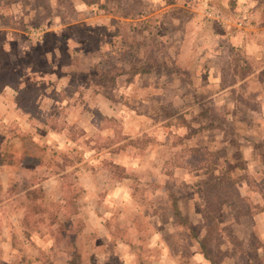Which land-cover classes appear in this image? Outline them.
Returning a JSON list of instances; mask_svg holds the SVG:
<instances>
[{"label": "rangeland", "instance_id": "rangeland-1", "mask_svg": "<svg viewBox=\"0 0 264 264\" xmlns=\"http://www.w3.org/2000/svg\"><path fill=\"white\" fill-rule=\"evenodd\" d=\"M262 25L264 0H101L90 6L80 0H0V68L15 71L21 88L0 90V154L18 156L26 147L36 159L0 165V237L16 229L25 212L24 227L31 230L13 239L17 257H40L35 264H200L195 249L206 256V244L216 247L223 237L236 251H208L214 264L248 259L242 244L247 226L239 221L238 236L230 233L235 205L217 207L220 198L210 196L204 222L182 213L186 205L192 210L196 194L206 197L203 185L219 181L221 171H237V149L244 143L238 138L249 127L264 133V124H248L249 112L257 115L261 108H237L238 123H229L231 109L218 107L204 88L212 79L209 54L220 46L229 57L225 84L264 66L246 44L255 35L264 50V27L251 29ZM231 40L236 44L228 46ZM151 63L149 72L110 79L120 68ZM257 86L264 90L261 82ZM249 87L247 95L238 90V99L248 98L255 82ZM126 111L159 122L158 141L153 132L122 136ZM202 125L215 130L203 145L233 160L222 158L221 170L185 180L177 166L189 143L181 137L196 132L191 142L201 143ZM259 139L249 141L262 145ZM257 148L260 163L264 149ZM46 180L37 197L20 190L24 184L38 190ZM193 181L201 184L197 193ZM185 198L191 201L185 204ZM93 217L106 223L108 236L101 238Z\"/></svg>", "mask_w": 264, "mask_h": 264}, {"label": "crops", "instance_id": "crops-1", "mask_svg": "<svg viewBox=\"0 0 264 264\" xmlns=\"http://www.w3.org/2000/svg\"><path fill=\"white\" fill-rule=\"evenodd\" d=\"M204 18H206V17H204ZM262 27H264V25L254 26L251 29L256 31ZM251 38L252 39H247L246 44L249 45V48H250L249 53H251L252 58L256 59L260 55L264 59V50L261 51L260 39L256 38L255 35H252ZM233 44H236V42L231 40L228 46H231ZM258 47H260V49ZM219 48H220V50L215 49L214 52L212 54H209V57H208V58H210L208 60L213 62V63L209 64V67H210L209 68V77L210 78L212 77V79H209V80H211V82H210L211 85H205L204 86V88L210 92L209 98H212V101H215V103L217 104L218 107L231 109V117L229 119V123H233V124L238 123L239 118H237V112H236L237 108L244 107V108L248 109V108H253L255 106V107L261 108V111L258 112L257 115H254L253 111H250L249 112L250 115L248 117L250 120L248 121V124H264V90L259 91V87L257 86V84H259L260 82L262 83V85H264V66L260 69H255V71L248 73L247 76L243 80H240V81L234 80L230 84H225L223 82L224 74L226 71L225 70V67H226L225 63L229 57L226 58L227 53H225V51H226L225 47L220 46ZM261 52H262V54H261ZM261 70H263L262 77H260V75H259ZM122 75H125V74H122ZM257 78L259 79V81H255V79H257ZM254 82L256 84V89L254 90V92L252 94H250L248 96V98H246L245 100L238 99V97H237L238 90H241V92L243 94L247 95L248 92H246V90H249L250 84H254ZM5 88H9V86H5L4 88H2V90H4ZM263 88H264V86H263ZM252 105H254V106H252ZM128 113H129V115H128ZM128 113L126 111V115H124V118L122 117V136H124V137L128 136V138H130V137H134V136L135 137L141 136V135H143L144 132H149V133L153 132L155 134L154 139L158 141L159 137H157V138H155V137L157 136V133L159 131V128H158L159 122H154L153 119L145 122L144 121L145 117H142L138 112L128 111ZM127 115H128V117H127ZM153 130H155V131H153ZM197 131H200V134L202 133L199 136L202 137V139L204 141L202 140V142L199 144L191 142L192 139H194L196 137V134H197L196 132H192V133H190V136L188 138L184 139L189 143V146H204L203 144H206L208 139L212 138L211 135H209L210 132H213L215 130L213 127H211L209 125H202L199 128H197ZM259 138H261V140H262V145L259 143L256 144V143L252 142L253 140L259 141L260 140ZM221 140H222V138H221ZM249 140H252V141H249ZM239 141H244V143L242 144V147L237 149L240 152L239 155L240 154L242 155L239 160H244L245 165H246V170L248 171V173L250 175H252L256 180H260L261 178L264 177V159H262V162L257 163L256 157H259L258 153H257V152H259L257 147L260 146V148L263 147V149H264V133L261 134L258 130L254 131L252 128L249 127L246 135L240 136L238 138V142ZM238 142L235 144L237 145ZM174 145H175V143L174 144L170 143L168 146L174 147ZM125 152H126V149L122 147V154H124V156H125ZM230 152H232V151H230ZM250 155H251V157H250ZM261 155H262V157H264L263 153ZM222 158L233 160V157L231 158V154H229L228 152H226V153L224 152V154H222L218 158L217 164L214 165V167L212 169H208L206 167H200V168L192 169V168L188 167L187 162H185V164H178L177 168L180 170V172H182V175L184 176V178H183V176H182V178L185 180H187L188 179L187 177H189V176H190L189 178H191V176H193L192 174H195V176H197L199 178V176L197 174L204 175V173H210L211 171H214V170H221V167L219 168V166H220V162H221L220 160H222ZM0 165L1 166H7L9 164H0ZM154 167H156V166H154ZM230 169H231V171H233V168H230ZM235 169H237V171L235 170V172L238 173L239 171L237 168V164H236ZM175 170H176V167L174 169V172H175ZM225 170H228V169H225ZM159 171H161V169L159 167H157L156 172L160 173ZM183 172L187 176L185 174H183ZM221 172L223 174L224 171H221ZM162 173H164L165 176H167L169 174V171L166 172L164 169V171ZM221 178H222V175H221ZM193 182H195V181H193ZM196 182H198V181H196ZM196 182H195V184H196ZM46 183H47V180L42 183L43 185L41 184V187H39L42 189V192L44 191L43 190L45 188L44 184H46ZM34 186L37 187V183L34 184ZM38 186H40V185L38 184ZM198 186H201V184L199 183ZM198 186L196 184V186L191 187L192 192L197 193L196 188ZM237 188H238L240 195L248 197L249 202L260 205L262 207V210H260L259 212L253 213L252 216L246 215V214H237L236 211H234L232 214H229V215H231L230 220L232 222H234V224L233 223L230 224V226H231L230 227V233L231 234H235L238 236L237 226H239V224H238L239 221L242 222L241 224H244L247 226V233H243V236H242V241H243L242 244L247 250L248 259L245 258V261H244L243 260L244 258L242 259L241 257H238L237 259L239 260V262H237V260H235V259L234 260L231 259V262H232V264H264V198L262 197V195L258 191L252 190L245 180H240L237 183ZM196 197H197V199L195 197H193L194 201H191V199H190L191 197L185 198V201H184L185 204H188V199H189V201H191L193 203V208L191 210V208L187 209V205L185 207L183 206L185 211H183L182 214H186V218L189 221L193 220V221H198V222H201V221L204 222L205 213H204L202 208H204V205H205V197L203 195H200V193H198V195L196 194ZM229 199H230V201L224 202V204H222V205H225L228 202H229V204L236 205L234 198H229ZM197 207H199V209H197ZM220 215H221V213H220ZM25 217H26V212L24 213V215H22L20 217L21 220L18 219L19 220V226H15L16 229L13 227L12 228L9 227L10 230L6 229V232L2 231V237H0V251L3 250V252H5L6 254L4 255V253H3L4 256H0V264H17L18 262H22L23 264H35V263L40 262V257H34V256L32 257L30 255H23L21 257H17V255H16V252L19 251V248L16 247V244L13 242V239L15 240V236L21 235V234H23L24 237L25 236L27 237L28 233H30V231H31L30 229H25V227H24ZM220 217L221 216H218L217 220H219ZM93 218H94V222H95L94 224L95 225L97 224L96 226H98V232L100 233L101 238H104V236L105 237L108 236L109 233H108L107 225H106V223L101 221L102 218H100V217H93ZM12 220H13V218H12ZM11 223L15 224V222H13V221ZM21 225H22L23 229H22ZM86 228H90V226H86ZM206 230L207 229H205L204 231L201 230L198 233V236H197L198 240L201 239L202 235L205 234ZM195 239H196L197 245L199 246V244H198L199 241L197 240V238H195ZM22 241H24V239ZM42 241H43V239H42ZM229 241H227V239H224L223 237H219V243L216 245V247H215V245H213L211 243L208 245L206 244V252H207L206 256L203 255V252L199 253L200 252L199 249H195L196 253L202 255V257H199V259H197L198 263H200V264H214V262L211 259V254L210 253L208 254V251H211V250H213L211 252L220 253L222 250L221 248L225 249L227 247V248H229V250L231 252H235L236 249L233 247V245ZM76 242H77V240H76ZM257 243H259V244H257ZM22 244L25 246L24 248H26L28 243L25 244L23 242ZM166 250L168 251L167 247H166ZM126 255L130 256L129 253H127V251H126ZM258 256L260 258L259 260H257ZM167 258H170V257L168 256ZM128 259H131V258L128 257ZM240 259L242 260V262L240 261ZM66 260H64V262L62 264H67ZM95 260H96V262H98V259H95ZM65 261H66V263H65ZM126 263H128V261H126ZM58 264H60V263H58ZM94 264H97V263H95V261H94ZM222 264H223V262H222Z\"/></svg>", "mask_w": 264, "mask_h": 264}, {"label": "trees", "instance_id": "trees-1", "mask_svg": "<svg viewBox=\"0 0 264 264\" xmlns=\"http://www.w3.org/2000/svg\"><path fill=\"white\" fill-rule=\"evenodd\" d=\"M82 3L87 6L99 4L101 0H80ZM155 65L153 63L150 64L148 68L141 67L140 69L134 68L133 70H125L120 68L114 73L110 79L114 80V77L117 75L126 74L128 72L134 73H145L151 71ZM5 86H9L16 91H21V88L16 83V72L11 70L10 68H0V90ZM25 110V109H24ZM190 136V133L182 136L181 138L185 139ZM185 153V162L188 163V167L192 169L206 167L208 169H212L214 165L217 164L218 158L223 154L220 150H211L207 146H189L186 145L183 147ZM32 163L36 162L35 156L29 152V149L23 147L22 152L15 156L11 152H3L0 154V164H9L14 165L16 163ZM179 163V164H185ZM238 173L231 171V169L225 170L222 174V178L219 181H214L208 184L203 185V190L206 193L205 197V217H209L208 208H209V197L215 196L220 198L217 201V207H220L226 199L234 198L236 205L234 206L237 214H246L252 216L253 213L259 212L262 210V207L258 204H254L249 202L248 197L242 196L239 194L237 183L240 180H245L249 187L258 191L262 197L264 198V177L260 180H256L252 175L248 173L246 170V165L244 160H240L237 163ZM29 186L23 185L20 190H25L27 196L37 197L38 194L42 192L41 188L27 190ZM214 192V193H213ZM212 194V195H211ZM205 196V195H204ZM174 214L180 222L186 223L183 219L182 214L178 209H174ZM58 238H56L57 240ZM205 255V251H203Z\"/></svg>", "mask_w": 264, "mask_h": 264}]
</instances>
